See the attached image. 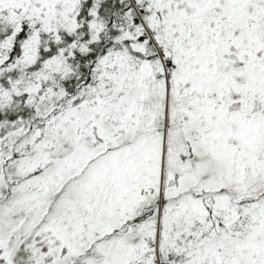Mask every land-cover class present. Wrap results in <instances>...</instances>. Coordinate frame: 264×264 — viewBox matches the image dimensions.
Masks as SVG:
<instances>
[{"label": "snow or ice", "instance_id": "1", "mask_svg": "<svg viewBox=\"0 0 264 264\" xmlns=\"http://www.w3.org/2000/svg\"><path fill=\"white\" fill-rule=\"evenodd\" d=\"M0 264H264V0H0Z\"/></svg>", "mask_w": 264, "mask_h": 264}]
</instances>
